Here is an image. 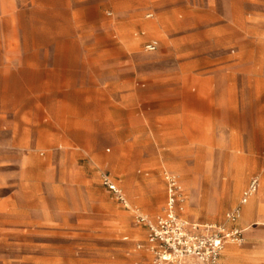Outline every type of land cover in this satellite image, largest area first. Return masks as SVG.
<instances>
[{"label":"rangeland","instance_id":"1","mask_svg":"<svg viewBox=\"0 0 264 264\" xmlns=\"http://www.w3.org/2000/svg\"><path fill=\"white\" fill-rule=\"evenodd\" d=\"M166 171L199 223L257 176L218 264H264V0H0V264H151Z\"/></svg>","mask_w":264,"mask_h":264},{"label":"built area","instance_id":"2","mask_svg":"<svg viewBox=\"0 0 264 264\" xmlns=\"http://www.w3.org/2000/svg\"><path fill=\"white\" fill-rule=\"evenodd\" d=\"M151 16V14H148ZM144 50L156 51L153 43H146ZM165 204L163 211L150 218L131 205L123 189L108 175L102 173L101 182L116 201L132 210L133 221L146 230L145 238L135 248L150 255L151 264H218L226 244L244 242V229L237 225L240 209L256 193L259 178L252 176L240 197L239 206L225 214V223H199L183 217L184 197L181 194L177 176L164 173Z\"/></svg>","mask_w":264,"mask_h":264},{"label":"crops","instance_id":"3","mask_svg":"<svg viewBox=\"0 0 264 264\" xmlns=\"http://www.w3.org/2000/svg\"><path fill=\"white\" fill-rule=\"evenodd\" d=\"M109 14V13H108ZM148 14H151V16H148ZM157 14L162 18L164 16H167V13H161V12H157ZM154 16V12H148L146 15H145V18L147 19H151L153 18ZM151 24L152 23H149V24H144L151 32V29H153L151 27ZM144 34V32H142V35ZM174 42H178V41H174L173 39H170L169 41L165 40V41H159L158 39H155V38H150L148 39L147 41L144 42V45L146 43H153L155 46H156V51L159 50V48H168V45H172L174 44ZM155 52V51H154ZM201 90V89H200ZM199 91V90H198ZM188 136V135H187ZM187 139L189 140V136L187 137ZM189 171V169H188ZM234 180H235V187H234V190L237 191L239 186L242 184L243 180H244V169L242 170H239L235 175H234ZM249 202V201H248ZM248 202L243 205L245 206L243 208V216L244 217H247L250 215V213L252 212V206L251 204L250 205H247ZM145 235H146V231H145ZM145 238V236H144Z\"/></svg>","mask_w":264,"mask_h":264}]
</instances>
